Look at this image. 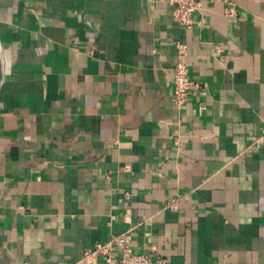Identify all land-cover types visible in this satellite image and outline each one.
Here are the masks:
<instances>
[{"label":"crops","instance_id":"1","mask_svg":"<svg viewBox=\"0 0 264 264\" xmlns=\"http://www.w3.org/2000/svg\"><path fill=\"white\" fill-rule=\"evenodd\" d=\"M193 18L0 0V264H74L120 236L167 264H264V0ZM177 43L200 87L180 109Z\"/></svg>","mask_w":264,"mask_h":264},{"label":"built area","instance_id":"2","mask_svg":"<svg viewBox=\"0 0 264 264\" xmlns=\"http://www.w3.org/2000/svg\"><path fill=\"white\" fill-rule=\"evenodd\" d=\"M168 3L172 7L173 20L184 29L191 30L195 24L193 16L200 12L202 0H168ZM172 71L174 84L172 103L175 109H180L186 102L188 92L199 90L200 87L188 79L186 47L179 43L176 44L175 62ZM251 141L252 145L256 147L264 144V128ZM118 249L121 250V255L117 258L115 264H167L165 258L154 254H133L122 236L114 238L106 244H97L94 250L83 253L81 258L74 264H97L98 257L106 264H110L112 254Z\"/></svg>","mask_w":264,"mask_h":264}]
</instances>
